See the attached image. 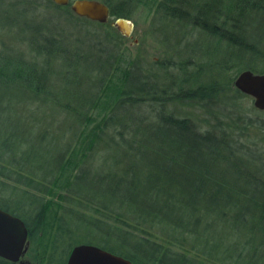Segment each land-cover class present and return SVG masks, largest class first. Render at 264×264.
<instances>
[{
  "label": "trees",
  "instance_id": "16d2710c",
  "mask_svg": "<svg viewBox=\"0 0 264 264\" xmlns=\"http://www.w3.org/2000/svg\"><path fill=\"white\" fill-rule=\"evenodd\" d=\"M103 1L115 17H129L133 4H149L155 14L190 25L200 38L223 41V56L205 65L224 75L170 94L180 104L197 100L203 119L170 112L167 91H155L136 60H125L130 68L119 69V83L108 82L119 53L101 38L95 40L101 50L96 62L108 63L109 70L95 90L49 91V69L39 68L48 59L40 62L32 53L66 51L67 29L54 14L37 13L40 0H0V21L25 33L20 50L0 42V91H5L0 117H6L0 118V185L19 188L29 202L12 205L1 197L0 207L25 222L26 256L66 264L70 249L83 238L137 264H264V146L254 139L264 134V114L241 108L248 96L233 85L244 69L264 73V0ZM63 16L77 25L89 22L73 13ZM72 42L83 43L80 37ZM85 54L75 56L85 59ZM147 101L158 107L151 115L142 110ZM43 104L51 107L41 110ZM129 108L136 112L124 114ZM37 124L43 130L32 135ZM60 135L59 148L41 153L31 145L33 139ZM96 155L111 159L118 170L91 173ZM104 183L108 186L101 189ZM52 189L61 192L53 213L45 200ZM99 236L113 238L117 246ZM8 262L0 257V264Z\"/></svg>",
  "mask_w": 264,
  "mask_h": 264
},
{
  "label": "rangeland",
  "instance_id": "374dc122",
  "mask_svg": "<svg viewBox=\"0 0 264 264\" xmlns=\"http://www.w3.org/2000/svg\"><path fill=\"white\" fill-rule=\"evenodd\" d=\"M22 1L24 0H16L18 3H21ZM40 1L41 4L36 7L37 13L46 16L49 14L57 16L61 24L67 29V34L71 42L68 45L67 50L62 51L61 53H55L54 49H51L50 53L39 52L40 55L32 53L33 56H37L34 59L40 62L42 57L48 59V64L42 62L40 63L39 68L45 69L48 67L49 69L50 74L47 77L49 91H54L55 93L62 91L65 93L66 91H80V93L94 91L97 86L98 79L109 70L108 63L100 64L96 62V60L98 61L97 58L101 57L99 54L100 52H98L100 49L95 45V40L104 38V42L102 41V44L104 46H110L112 49L114 48L113 50H115L117 54L119 53L118 60H116L113 66H111V75L110 79H108V82L111 83V85L120 82L122 75L121 70L119 69L124 67L128 70V68H130V64H126L125 60H136L138 63L137 67L143 71L147 82L154 86V90L158 92L167 91L165 96L169 98L166 99V110L174 113L181 112V114H190L195 117L200 116V119L205 117L202 114L197 100L193 99L192 102L187 101L184 104H180V102L175 98L170 99V94L172 91H189L192 89L189 87H192L196 83L207 85L212 81L221 80L224 74L216 71L215 69H211L208 65H205V63L218 61V59L223 56L222 49L225 48L223 41H221L219 45L209 37L200 38L191 30L190 25L181 24L177 20L165 16L163 13H160L159 15L158 13L155 14V11L149 8V4L131 5L129 8L130 16L125 18L129 19L133 23V29L131 34L126 36L116 27L111 25V20L106 23L88 20L89 22H86L83 25H77L75 22L68 20L63 16V12H66L73 13L74 18H77V15L73 11L69 10L68 7L61 5H59V7H55L51 3L47 2V0ZM81 20L83 19H80V22ZM23 34L25 33L20 31L19 26L0 21V42H5L10 47L20 50V48L25 44V42L21 40V36ZM193 34H195V36ZM76 37H80L83 43L72 45V41ZM196 40L198 42H196ZM66 42L67 41H65V43ZM116 45H118V47ZM23 50L26 54L25 56L30 55L27 48H24ZM82 52L86 53V58L77 59L75 55ZM103 56L104 55H102V57ZM15 57H18V53H16ZM190 57H192L191 59L194 58L192 62L189 61ZM182 61L186 62L184 63ZM181 63H184L183 67L180 66ZM39 73L40 76L43 77V71ZM225 74L229 75V71L226 70ZM232 74L233 72L230 75ZM228 91H232V89ZM19 92L20 91H8L7 93L18 95ZM4 93L5 91H0V97ZM151 103L153 102L147 101L142 107V110H144L146 114L151 115L155 110H158V107L156 106L157 104L153 105L155 107L154 108L149 106ZM241 103L242 105L239 104L241 108H250L253 113L254 111H259L264 114L263 110L257 109L253 105L252 98L249 96L244 97ZM47 107H51V105L43 104V106H40L39 108L41 110H45ZM126 111L127 112L123 113L128 114L129 112L130 114L131 112H136L133 111V108L126 109ZM253 113L248 114L250 116H254ZM18 116L19 115L17 113L14 115L12 119L13 123L18 122ZM0 118H2V122L6 120L5 115H1ZM150 119L151 117L148 118V120ZM94 124L95 123L92 122L89 125V128ZM37 125L39 126L38 128H31L32 135H35L37 132L43 130L40 124ZM64 128L65 127H63V129ZM65 136H67V134H65ZM254 139L264 146V134H257V137ZM251 142L252 141H249V143ZM63 143V136L60 135L57 140L50 139L48 137L41 140L33 139L31 145L38 148V152L42 153V148H59L63 145ZM28 144H30V142ZM41 153L35 154L34 157H39ZM43 154H45V152ZM100 156L101 155H96L93 160L90 161L93 163L92 166H89L91 173L98 174L101 171L110 173L118 170L116 165L112 166V163L114 162L111 159L102 161ZM104 186L108 185L104 183L101 189H103ZM17 189L19 188H11V186L2 188L0 185V198L3 197L2 199H8L9 203L12 205L16 203L20 206L27 204L29 202V198L26 199V196H22L21 191ZM52 191L51 195L45 197V200L50 203L51 213H53V210H59L61 200L60 189H52ZM31 193H33L32 190ZM64 204L67 206L66 203ZM109 204L113 206L112 202H109ZM20 213L25 215L21 210ZM85 214L88 215L86 212ZM85 230L88 231L89 228L86 226ZM154 230L156 233H162L158 229ZM91 231L92 228L90 232ZM48 234L50 236L54 235V227L51 228ZM135 235L138 236V234ZM159 236L157 237L160 238ZM97 238L117 246L116 241L111 237L103 238L99 236ZM78 240L79 241H77V243L87 242V239L83 238H78ZM158 240L156 241L158 242ZM37 255H39V253H37ZM26 258L31 262H36L37 264H45L40 255L36 260L31 257L29 258L28 256H26ZM7 264L13 263L8 262Z\"/></svg>",
  "mask_w": 264,
  "mask_h": 264
},
{
  "label": "water",
  "instance_id": "95a60500",
  "mask_svg": "<svg viewBox=\"0 0 264 264\" xmlns=\"http://www.w3.org/2000/svg\"><path fill=\"white\" fill-rule=\"evenodd\" d=\"M57 5L69 6L77 16L101 23L110 21L126 36L131 34L133 23L125 17H115L110 6L102 0H51ZM233 85L252 98L253 105L264 111V73L244 69L234 78ZM28 230L18 216L0 207V257L14 264H37L26 258L29 247ZM66 264H137L98 245L79 243L67 256Z\"/></svg>",
  "mask_w": 264,
  "mask_h": 264
}]
</instances>
